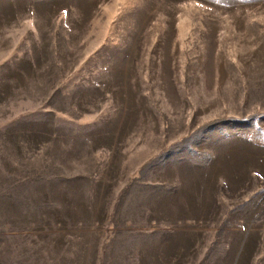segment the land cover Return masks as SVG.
Listing matches in <instances>:
<instances>
[{
    "label": "rangeland",
    "instance_id": "1",
    "mask_svg": "<svg viewBox=\"0 0 264 264\" xmlns=\"http://www.w3.org/2000/svg\"><path fill=\"white\" fill-rule=\"evenodd\" d=\"M0 264H264V0H0Z\"/></svg>",
    "mask_w": 264,
    "mask_h": 264
}]
</instances>
